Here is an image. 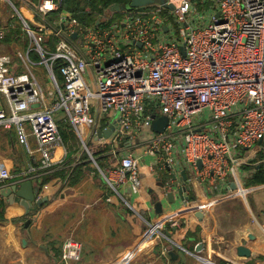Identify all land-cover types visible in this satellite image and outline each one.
I'll return each instance as SVG.
<instances>
[{"label": "built area", "instance_id": "built-area-1", "mask_svg": "<svg viewBox=\"0 0 264 264\" xmlns=\"http://www.w3.org/2000/svg\"><path fill=\"white\" fill-rule=\"evenodd\" d=\"M167 1L172 11L160 5L149 7L156 13L125 9L122 23L112 25L102 18L99 27H85L60 12L62 0H38L36 9L30 0H0V47L5 48L0 49V129L14 128L27 154V170L0 176V189L11 182L41 184L40 174L56 166L57 148L69 152L58 127L64 121L111 195L145 221L137 251L151 249L156 259L170 260V253L187 250L168 235L165 224L146 221L120 193L124 188L136 196L142 188V159L131 148L140 145L135 141L146 127L165 116V131L154 133L147 144L148 153L157 157L150 170L169 172L166 196L181 169L217 194L209 200L212 205L264 190V184L246 187L256 167L264 164V0ZM36 57L54 88L47 94L35 74ZM58 65L62 82L55 73ZM59 112L63 117L56 120ZM114 122L112 137L100 138L98 133ZM92 138L121 147L95 157L87 146ZM107 157L115 158L118 166L99 163ZM82 163L77 160L75 165ZM182 202L189 217L199 213L189 199ZM169 227L184 226L171 221ZM261 229L264 233V224ZM81 252L82 244L68 238L59 264L80 262ZM196 258L202 264H219L211 257ZM125 263L124 258L115 264Z\"/></svg>", "mask_w": 264, "mask_h": 264}, {"label": "crops", "instance_id": "crops-1", "mask_svg": "<svg viewBox=\"0 0 264 264\" xmlns=\"http://www.w3.org/2000/svg\"><path fill=\"white\" fill-rule=\"evenodd\" d=\"M143 145L144 143H140L131 148L134 156L142 159L141 192L139 195L129 196L128 192L121 188L120 193L128 198L134 210L135 207L142 210L140 213L146 221L165 224V228L171 221L187 224L188 227L200 226L202 230L199 241L193 245V249L190 241L189 247L186 248L188 253L175 251L174 260L171 257L170 260L156 259L154 250L151 249L137 251L145 232V221L138 216V219L129 216V211L132 210L118 195H111L105 183L103 185V182H100L99 176H95L89 165H84L82 168L84 176L78 184L65 187L62 185L65 182L59 181L63 186L60 196L54 195L57 187L50 188L47 193L41 188L38 199L49 200L44 203L38 214H32L29 218L17 217L16 211L11 210L7 201L0 196L5 203L6 219L5 222L0 223V264H59L63 245L69 238L68 235H71L68 232H75L73 233L75 239L82 244L81 261L72 264H115L124 258L125 264H202L197 260L196 255L202 258L211 257L219 264L230 261L237 264H264V233L261 229L264 224V214L257 215V212L264 213V208L259 205L253 209L247 200L248 195L254 192L227 199L228 202L242 199L245 205L251 208L248 207L251 219L239 222L241 219L239 213L235 211L227 213L226 218L231 223V233L227 236H218L214 207L209 201L217 194L207 191L205 185L200 182L191 181V173L181 169V172H187L189 178L187 182L189 190L184 193V197L203 214L201 218H198L197 214L189 217L179 196L181 184L177 181L173 185L174 202L171 203L164 194L162 186V182L168 180L169 172L158 170L155 173L150 170L148 165L154 164L157 157L148 153ZM70 151L67 153L62 147L57 148L54 157L56 166L40 175L59 170L72 172L83 152L76 149ZM176 156L182 163L184 158L181 150L177 151ZM88 160H82L83 163L80 165L88 164ZM100 161L104 166L107 160ZM6 164L11 167V163L7 160ZM26 170L27 162L22 172ZM13 183L6 184L2 189L12 186ZM32 183L35 187L40 185L36 180ZM109 197H112L110 202L107 201ZM156 203L161 204L163 209L161 214L156 211ZM27 220L31 221L29 227L25 226ZM58 226L63 228L62 240L59 239L61 232H58ZM188 227H183L180 230L181 234ZM251 236L254 239H250ZM24 240L26 244L23 243ZM200 244L203 245V249L197 253L196 249ZM243 246L251 252L250 257L239 255L238 248Z\"/></svg>", "mask_w": 264, "mask_h": 264}, {"label": "trees", "instance_id": "trees-1", "mask_svg": "<svg viewBox=\"0 0 264 264\" xmlns=\"http://www.w3.org/2000/svg\"><path fill=\"white\" fill-rule=\"evenodd\" d=\"M30 3L32 4L33 8L38 7V0H30ZM131 4V0H62V5H61V10L60 12H67L72 15V17L76 18L79 20V22L84 25L85 27H99L97 26L98 21L100 19L105 18L109 24L111 22L108 20V18L113 21L116 18L119 17H124L126 14V10L120 9L119 11L113 10V6L119 5L120 7L126 6V9H128L129 5ZM139 10V9H137ZM136 9H129V11H137ZM166 15V12H165ZM6 43L8 45H12V40L11 38H8ZM38 58V57H36ZM59 64H61L59 62ZM59 67L56 70V74L62 82V76L60 75L59 72ZM60 135L62 137V140L68 149L69 152L70 149H75L74 147L78 143V139L76 137V134L74 130L70 127L69 124L65 123L64 121H60L58 123ZM155 134L151 130V128L146 127L142 133L138 136L137 140L135 141L136 143H144V147L148 150L149 146L147 142L154 136ZM87 146L91 152L94 153L95 157H99L101 155L107 154L111 147L114 148H120L121 146L118 145L117 143H114L112 140H103V141H98L95 140L94 138L90 139L87 143ZM143 147V148H144ZM22 150V148H21ZM23 152V159L24 163L27 162V154L22 150ZM72 152H74L72 150ZM136 156V155H135ZM137 157V156H136ZM89 156L87 155L86 152H83L82 157L80 160H88ZM111 159V160H110ZM108 161V164L112 167L118 166V161L115 158H106ZM99 163L102 165L101 161L99 160ZM91 163L89 162L88 164H83V165H76L74 170L72 172H66L65 170H59L54 173L50 174H45L40 177L41 180V188L47 193L49 192V189L52 187H57L56 192H54V195L60 196L62 193V187L65 186H73L76 185L80 182V180L83 178V171L82 168H84V165H90ZM165 171V170H164ZM22 170H19L16 174L21 173ZM166 173V172H165ZM169 177V176H168ZM65 182L61 183L59 182ZM166 181L162 182V186H165ZM264 184V164L257 166L256 167V172L255 174L247 180V187L251 186H259ZM45 186H47V189H44ZM135 209L138 212H141L142 210H139L135 207ZM144 210V209H143ZM146 212V210H144ZM129 216H133L137 218V215L129 211ZM5 203L3 202L2 199H0V223L5 222ZM184 227H188L189 225L183 224ZM167 231L175 238V242L183 246L185 249L188 248V243L191 241V249H193V245L199 241V234H200V228L199 227H188L185 232L181 234V231L179 229L167 227Z\"/></svg>", "mask_w": 264, "mask_h": 264}, {"label": "rangeland", "instance_id": "rangeland-1", "mask_svg": "<svg viewBox=\"0 0 264 264\" xmlns=\"http://www.w3.org/2000/svg\"><path fill=\"white\" fill-rule=\"evenodd\" d=\"M149 7L145 8L143 10H140V9L137 10L136 9L137 11H133V12L142 13V14H146L149 12L156 13V9H149ZM12 14L15 15V13L13 11L10 12V15H12ZM125 15H124V17H125ZM124 17L116 18L113 21H111L108 18V20L111 22L112 25H114V24L119 23V22L122 23L124 21ZM206 20H208V16H207ZM14 23L16 25H19L18 17H15ZM25 40L27 41V38H25ZM0 49H5V48L3 46H1ZM36 62L38 64V66L36 67L35 74L38 77V80L40 81V83H42L44 85V90H45V93L47 94V90H49V91L54 90L53 85L45 77V67L43 64H41L42 60L40 58H37ZM45 84H46V86H45ZM2 103H3V106L6 105V102L3 99H2ZM62 117H63V113L59 112L55 116V119L57 120V119H60ZM31 132L32 131H31L30 127H27V134L30 135L29 142L32 145V148L36 149L37 146L34 142V137L31 135ZM21 148L22 147L19 143L17 133H16V130L14 128L10 129V130L0 129V176L1 177L9 176V175L10 176L16 175V173L19 170H22L24 168V166H23V163H24L23 152H22ZM74 148L76 150H78L79 152H82V148H81V146L79 147L78 143ZM6 160L8 163L9 162L11 163L10 164L11 167L8 164H6ZM91 170L93 173H95V176H97L96 174H98V171L95 169L94 166H91ZM95 179H97V178H95ZM98 179H100V182H103V185H104L105 181L99 177H98ZM247 200L253 209L255 207H258L259 205L262 208H264V191L259 190V191L252 193V194H249ZM230 204H232V205H230ZM230 206H232V207H230ZM212 207H214V214H215V217H216L217 223H218V231H217L218 236H220V235L227 236L231 233V231H230L231 223L226 218L227 213H231L232 211L239 213L241 216V219L239 220V222L246 221L247 219H251V215H250V212L248 210L249 206L245 205V202L242 199L237 200V201H233V202H228V200H225L222 203H219L218 205H213ZM258 214H264V213L263 212L262 213L257 212V215ZM198 227L200 228V232H201V230H202L201 227L200 226H198ZM57 228H58L57 229L58 232H61L59 235V239L62 240L63 239L62 238L63 228L60 226H58ZM68 233L71 234L70 236L68 235L69 238L75 239V234H73L75 232H72V233L68 232ZM72 234H73V236H72ZM63 237H64V235H63Z\"/></svg>", "mask_w": 264, "mask_h": 264}, {"label": "water", "instance_id": "water-1", "mask_svg": "<svg viewBox=\"0 0 264 264\" xmlns=\"http://www.w3.org/2000/svg\"><path fill=\"white\" fill-rule=\"evenodd\" d=\"M152 5H160L167 10L172 11L174 9V6L172 4H169L167 0H131V4L129 5L128 9H144L146 7L152 6ZM120 9L125 10L126 6L120 7L119 5L113 6V10L119 11ZM217 16H220L218 14ZM73 38H76V35L73 36ZM182 53L185 56V49L182 48ZM168 125V119L165 116L159 117L151 126V130L153 133L160 134L163 133ZM117 126V122H114L113 125H110L108 130L102 132H99L98 135L100 138L109 139L112 137V134L115 130V127ZM198 166L201 169L202 164L201 161L198 162ZM175 180H178L181 184V189L179 190V196L182 200L185 199L184 193L189 190V186L187 185L188 182V175L186 171L181 172V176L179 178L175 177ZM232 189H236L235 185H231ZM41 191V187L37 186L35 187L34 184L29 181L26 183H23L21 185L13 184L12 186H9L5 189H0V196L3 197L9 205L10 209L13 211H16V216L20 217V219L29 218L32 214H38L40 212V209L43 207L44 203H46L49 199L44 198L42 200H39V193ZM169 201L171 203L174 202V193L170 192L167 195ZM156 211L158 213H162L163 209L161 207L160 203H156ZM203 214L201 212L197 213V217L201 218ZM31 224L30 220H27L26 227H29ZM168 235H171L168 233ZM250 239H254L252 236ZM24 244L27 242L24 240ZM203 249V245L200 244L198 248L196 249L197 253H200V251ZM239 255L241 257H250L251 252L246 249L244 246L238 248ZM170 257L174 260L176 257V254L174 252L170 253Z\"/></svg>", "mask_w": 264, "mask_h": 264}]
</instances>
